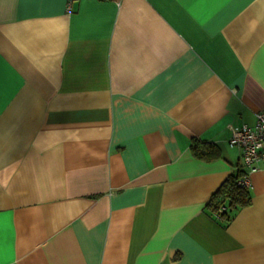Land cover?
<instances>
[{"label":"crops","instance_id":"0c3cea01","mask_svg":"<svg viewBox=\"0 0 264 264\" xmlns=\"http://www.w3.org/2000/svg\"><path fill=\"white\" fill-rule=\"evenodd\" d=\"M261 110L264 0H0V264H264Z\"/></svg>","mask_w":264,"mask_h":264},{"label":"built area","instance_id":"2783aa9c","mask_svg":"<svg viewBox=\"0 0 264 264\" xmlns=\"http://www.w3.org/2000/svg\"><path fill=\"white\" fill-rule=\"evenodd\" d=\"M75 0H69V4ZM229 145L236 147L241 152L243 173L238 179V185L250 189V173L264 166V110L256 113L255 124H238L231 126ZM223 205L219 211L223 212Z\"/></svg>","mask_w":264,"mask_h":264},{"label":"trees","instance_id":"16d2710c","mask_svg":"<svg viewBox=\"0 0 264 264\" xmlns=\"http://www.w3.org/2000/svg\"><path fill=\"white\" fill-rule=\"evenodd\" d=\"M191 148L195 156L205 160L213 159L219 154L215 144L202 142L197 139L192 141ZM242 173L243 168L240 167L236 172L231 174L213 194L207 205L211 212L217 213L220 217L228 221L232 218L231 212L251 202L249 189L238 185V179ZM223 205L229 208V213L228 210H224L223 212L219 211Z\"/></svg>","mask_w":264,"mask_h":264}]
</instances>
